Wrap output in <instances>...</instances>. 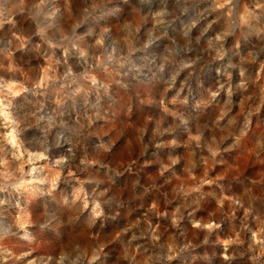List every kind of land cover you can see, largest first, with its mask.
Instances as JSON below:
<instances>
[{
  "label": "clouds",
  "instance_id": "obj_1",
  "mask_svg": "<svg viewBox=\"0 0 264 264\" xmlns=\"http://www.w3.org/2000/svg\"><path fill=\"white\" fill-rule=\"evenodd\" d=\"M0 264H264V0H0Z\"/></svg>",
  "mask_w": 264,
  "mask_h": 264
}]
</instances>
